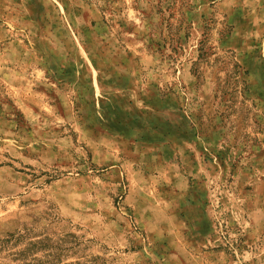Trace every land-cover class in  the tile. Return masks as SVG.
<instances>
[{
  "label": "rangeland",
  "instance_id": "1",
  "mask_svg": "<svg viewBox=\"0 0 264 264\" xmlns=\"http://www.w3.org/2000/svg\"><path fill=\"white\" fill-rule=\"evenodd\" d=\"M0 264H264V0H0Z\"/></svg>",
  "mask_w": 264,
  "mask_h": 264
}]
</instances>
